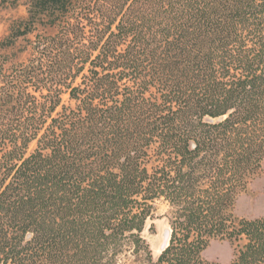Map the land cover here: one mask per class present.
I'll return each instance as SVG.
<instances>
[{"label": "trees", "instance_id": "16d2710c", "mask_svg": "<svg viewBox=\"0 0 264 264\" xmlns=\"http://www.w3.org/2000/svg\"><path fill=\"white\" fill-rule=\"evenodd\" d=\"M25 7L0 41V264H217L215 238L264 264V218L232 211L264 158V0Z\"/></svg>", "mask_w": 264, "mask_h": 264}, {"label": "rangeland", "instance_id": "374dc122", "mask_svg": "<svg viewBox=\"0 0 264 264\" xmlns=\"http://www.w3.org/2000/svg\"><path fill=\"white\" fill-rule=\"evenodd\" d=\"M29 0H17L14 5L5 3L0 5V41L9 34L10 26L14 21L23 20L27 17L25 5ZM45 31L37 28V32ZM49 33L50 30H47ZM31 37V36H30ZM19 42L18 44H20ZM17 48V47H16ZM25 56L17 54L16 59L23 61ZM63 103L67 104V96H63ZM35 148V143L29 145L27 154ZM233 216L237 220H255L264 218V158L258 172L247 182L244 189L236 194L233 204ZM169 208L165 202L159 200L153 206L151 219L147 220L143 236L146 238L153 258L161 253L169 232L167 214ZM152 231L149 232V227ZM237 243L226 239H211L202 252V258L209 263L229 264L237 255Z\"/></svg>", "mask_w": 264, "mask_h": 264}, {"label": "bare ground", "instance_id": "6f19581e", "mask_svg": "<svg viewBox=\"0 0 264 264\" xmlns=\"http://www.w3.org/2000/svg\"><path fill=\"white\" fill-rule=\"evenodd\" d=\"M168 236H169V232L166 234V238H165V242H164V244H163V246L161 247V251L164 249V247L166 246V243H167V241H168Z\"/></svg>", "mask_w": 264, "mask_h": 264}]
</instances>
